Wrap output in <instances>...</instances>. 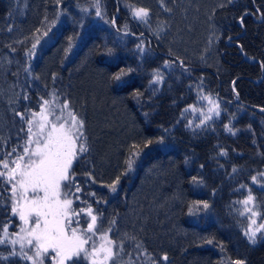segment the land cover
<instances>
[{"label":"trees","instance_id":"16d2710c","mask_svg":"<svg viewBox=\"0 0 264 264\" xmlns=\"http://www.w3.org/2000/svg\"><path fill=\"white\" fill-rule=\"evenodd\" d=\"M93 1L0 0V135L44 88L66 86L87 135L80 195L89 206L96 197L118 229L129 226L124 243L145 241L125 264H264V239L249 242L244 221L255 218L243 211L251 194L264 214V111L235 101L264 108V0L208 6L216 65L181 51L194 30L179 34L177 46L158 39L159 27L147 33L157 14L177 22L185 0H99L97 20ZM135 5L148 13L144 25ZM1 190L0 233L8 213ZM205 201L207 209L197 203Z\"/></svg>","mask_w":264,"mask_h":264},{"label":"snow or ice","instance_id":"6c2138e0","mask_svg":"<svg viewBox=\"0 0 264 264\" xmlns=\"http://www.w3.org/2000/svg\"><path fill=\"white\" fill-rule=\"evenodd\" d=\"M96 14L100 15L98 0ZM147 15L145 9H139L135 13V16L141 19L147 17ZM35 47L36 45H33V48ZM70 48L71 42L69 43ZM123 74L122 72L120 75ZM120 75H117L114 79L119 80ZM44 103L47 104L48 101ZM63 108H68V105L64 104ZM43 111L44 109H42ZM70 116V126L60 122L62 116L56 117V122L49 121L47 117L41 116L35 133L29 127L30 137L23 149V155L12 161L15 167L9 168L7 161L0 162L3 169L6 170L0 171V177L7 176L8 182L11 184L12 212L18 214L23 222L19 233L14 234L15 239L9 240L6 238L8 233L7 226H5L3 228L5 237L0 238V244L11 243L16 245L19 243L20 255L25 260H31L32 264H43L44 257L50 254V250L55 253L53 257L55 264H66V262L72 261L73 257L80 256L81 253L85 257L91 256L92 264H105V261L113 255L111 249L105 248L103 245L100 249H97L93 243L91 252L85 247L92 238H85L84 233L93 232L97 219L96 216L91 215V209L88 210L91 223L88 224L87 229L71 227L70 217L76 215V213L71 209L72 200L67 199V193H62L61 189L62 186H66L64 182L70 179V169L77 155V141L84 139V122L78 120L74 113H71ZM29 123L32 122L29 121ZM33 136L35 137L34 141ZM33 143L35 147H31ZM152 143L153 141H148L145 147ZM78 151L80 153L87 151L83 142L80 143ZM25 157H27L26 161ZM126 163L128 169L131 170L133 160L129 159ZM252 179L255 181L257 178L253 177ZM118 181L119 177L109 187L115 190ZM62 195L65 198L62 199ZM252 200L253 197L249 194L243 203L248 205ZM197 203H202L205 209L209 207L206 201ZM261 229H264V224L255 230L245 232L250 243L255 244L257 242V232H260ZM261 238L264 239V235ZM211 242L209 241V243ZM108 243H111V241H108ZM26 247L29 250H34L33 255L29 256L24 251ZM100 253H103V259H97ZM16 254V251L13 250L9 253V256H15ZM0 259L6 260L8 257L0 254ZM233 264H245V261L236 260Z\"/></svg>","mask_w":264,"mask_h":264},{"label":"rangeland","instance_id":"374dc122","mask_svg":"<svg viewBox=\"0 0 264 264\" xmlns=\"http://www.w3.org/2000/svg\"><path fill=\"white\" fill-rule=\"evenodd\" d=\"M224 0H185L184 5L186 6L182 11H179V15L177 16V22L169 23L173 21L170 17L168 19H165V17L159 18V15H155L154 17H150V21L154 26H151V32L150 30H147L149 34L153 35L156 34V27H159L160 30H163L162 37H158V39L161 40V38H164L165 40H168V42H172L173 45L177 46L178 39L181 40L179 34L186 33L189 31L194 30V38L192 40L185 41V43H180V45L183 47V50H181L185 54H191L193 57L196 55H203L206 59L201 62H210L214 65L218 64V60H211L210 57H212L213 50L209 48L206 44V39L209 34V32L212 29L211 23V14H210V8H208L209 5L212 3H221ZM151 5L155 4V0H149ZM129 5V4H128ZM133 5V4H132ZM98 7L100 11V15L98 16L97 13V0H94L90 6V10L92 11V18L93 20H97L102 17L103 11H102V4L98 0ZM125 10H129V7L127 5H124ZM120 6L117 4L116 11L118 12ZM136 11L140 9L137 5L134 6ZM251 17L261 22L263 20V13L261 11H247ZM115 13V11H114ZM191 14V15H189ZM135 15V13H134ZM189 15V16H188ZM128 18L133 19V16H127ZM140 19V18H139ZM149 20L148 17L143 18V20ZM114 19H110L109 23H113ZM142 25H144V22L140 19L138 21ZM240 26H242L241 21H237ZM170 25V26H169ZM165 28V29H164ZM159 31V30H158ZM157 31V32H158ZM153 33V34H152ZM159 34V32H158ZM135 38V36L133 37ZM149 39L146 41L148 42ZM210 40V38H209ZM209 43V41H208ZM180 52V51H179ZM252 59V58H250ZM213 61V62H212ZM258 81V79L254 80ZM45 83H43V86ZM68 87L63 86L62 90L58 93L55 89H45L43 94L38 96V99L35 100V107L25 109L22 112H18L16 116H13L12 121L13 125L11 126L12 131L10 130L8 133L4 135H0V162L7 161L9 164V168L15 167V164L12 163V161L17 160V158L21 155H23V149L27 145V141L29 140L30 134L28 132L29 127L32 128V132L35 133L38 129V122L41 120V116L47 117L49 121L56 122V117L62 116V120L60 122L66 123V126H70V120H71V113H74L78 120H82L80 116L78 115L77 111L74 108V102L72 99V96L67 93ZM48 101L47 104L44 102ZM67 104L68 108H63V105ZM214 107V106H213ZM42 109L44 111L42 112ZM261 111V110H260ZM263 112V111H262ZM29 121L32 123L30 124ZM8 126V124L6 125ZM85 128L83 127V135L84 139L82 141H77V155L76 158L73 160L71 169H70V179L64 184L66 186H62V193H67V199L72 200L71 209L73 212L76 213V215H72L70 217L72 223V228L77 229H87V226L89 223H91V216L88 215V210L91 209V215L96 216V225L93 230V232H85L84 236L85 238L91 237L92 239L89 240V243L85 245V247L89 250V252L92 251V245L95 244L97 249H100L101 245H103L105 248H110L113 255L112 257L105 261V264H125L127 261V256L131 253V250H141L142 245L145 242L143 240L142 242L133 241L130 240L129 237H127L126 241L127 243L123 242L124 237L123 232L128 229L129 226L123 227L122 230L118 229L117 226H114L115 223H113V220L109 221L107 219L106 215L102 214V211L98 209V202L96 197L93 199L94 204L93 206H89L87 201L80 195V191L77 190V182L71 177L75 174L76 176H80L78 173L77 167L78 160L80 161L87 160V156H84L88 153L87 148V135H85ZM11 132V133H10ZM33 141L35 140V137H32ZM84 143L87 151L80 153L78 151L80 143ZM31 147H35V144L33 143ZM91 147V146H90ZM11 154V155H9ZM27 160V157H25V161ZM0 171H6L3 169L2 164H0ZM75 171V172H74ZM78 180V179H77ZM0 185L2 187V193L6 195L4 204L7 205L6 209L8 211L7 213V221L4 224V227L7 226V237L10 239H15L16 236L14 234L19 233L20 227L22 225V221L19 218L18 214H14L12 212L13 207V197L11 194V184L8 182L7 176L0 177ZM96 185V184H95ZM117 187H115V190ZM106 190L110 192V194L113 193V190L111 187H107ZM79 193V195H78ZM77 194V196H76ZM83 196H85L83 194ZM90 196V192H87V197ZM86 197V196H85ZM62 199L65 198L63 195L61 197ZM79 208V210H77ZM132 208V205L131 207ZM247 209V210H246ZM78 211L82 215H84V221L81 223L78 218ZM100 211V214H96V212ZM243 211L245 214L249 216L250 219L255 218L253 220H249L248 218L244 221V226L247 227V231L249 230H255L260 225L264 224V214L260 211L257 212L256 207L249 203L243 208ZM258 214H261L258 216ZM260 217V218H258ZM3 227V228H4ZM122 227V226H121ZM262 235H264V229H261L260 232H257L256 241L262 240ZM0 237H5V233L3 232V229L1 230ZM108 241H111V243H108ZM258 243V242H257ZM140 244V245H136ZM3 250V256L8 257V259L3 260L4 264H32L31 260H25L20 255V244L17 243L16 245H12L11 243L8 244H0ZM146 248V247H145ZM15 250L16 255L15 256H9V253L11 251ZM145 249H143L144 251ZM25 252L29 256L33 255L34 250H29L28 247L24 249ZM152 255V254H150ZM55 256V253L50 250V254L44 257L43 264H55V261L53 257ZM97 259H103V253H100V255L97 257ZM77 264L83 263V264H92V257L88 256L85 257L83 253H81L78 257H73V260L70 262H66V264ZM85 262V263H84ZM149 262V261H148Z\"/></svg>","mask_w":264,"mask_h":264},{"label":"water","instance_id":"95a60500","mask_svg":"<svg viewBox=\"0 0 264 264\" xmlns=\"http://www.w3.org/2000/svg\"><path fill=\"white\" fill-rule=\"evenodd\" d=\"M176 58V57H174ZM248 61H253V59H249L247 58ZM255 60V59H254ZM180 61V60H179ZM235 101L241 103L242 105H245L246 107H249V108H252V109H255V110H261V111H264V108L262 106H259V105H254V104H250L248 102H245V101H242L240 100V98L238 97V95L236 96L235 98ZM2 238V237H0Z\"/></svg>","mask_w":264,"mask_h":264},{"label":"flooded vegetation","instance_id":"af4514ba","mask_svg":"<svg viewBox=\"0 0 264 264\" xmlns=\"http://www.w3.org/2000/svg\"><path fill=\"white\" fill-rule=\"evenodd\" d=\"M71 177L76 181V175L75 174ZM70 180H72V179H70Z\"/></svg>","mask_w":264,"mask_h":264}]
</instances>
